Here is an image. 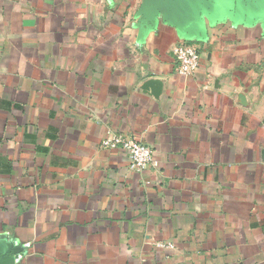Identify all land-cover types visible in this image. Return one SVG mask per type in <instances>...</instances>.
<instances>
[{
	"label": "crops",
	"instance_id": "obj_1",
	"mask_svg": "<svg viewBox=\"0 0 264 264\" xmlns=\"http://www.w3.org/2000/svg\"><path fill=\"white\" fill-rule=\"evenodd\" d=\"M0 264H264V0H0Z\"/></svg>",
	"mask_w": 264,
	"mask_h": 264
},
{
	"label": "built area",
	"instance_id": "obj_2",
	"mask_svg": "<svg viewBox=\"0 0 264 264\" xmlns=\"http://www.w3.org/2000/svg\"><path fill=\"white\" fill-rule=\"evenodd\" d=\"M177 71L182 76L193 75L200 64L199 52L196 48L184 44L173 47L172 50ZM101 147L105 149H120L126 153L129 169L141 172L146 169L158 170L159 163L154 158L152 149L134 138L123 135H112L104 138ZM159 247L172 250L171 243L159 244Z\"/></svg>",
	"mask_w": 264,
	"mask_h": 264
},
{
	"label": "water",
	"instance_id": "obj_3",
	"mask_svg": "<svg viewBox=\"0 0 264 264\" xmlns=\"http://www.w3.org/2000/svg\"><path fill=\"white\" fill-rule=\"evenodd\" d=\"M161 88H162V84L159 83V82H155L154 80H149L146 82V85H145V90H149L151 91V93L157 97L159 96L160 92H161Z\"/></svg>",
	"mask_w": 264,
	"mask_h": 264
}]
</instances>
